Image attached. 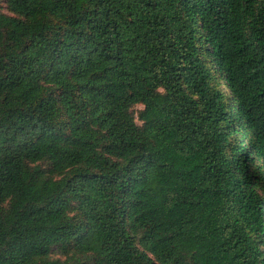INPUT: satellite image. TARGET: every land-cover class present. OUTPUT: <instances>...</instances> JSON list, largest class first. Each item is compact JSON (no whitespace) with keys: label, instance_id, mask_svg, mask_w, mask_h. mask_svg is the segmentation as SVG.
<instances>
[{"label":"trees","instance_id":"1","mask_svg":"<svg viewBox=\"0 0 264 264\" xmlns=\"http://www.w3.org/2000/svg\"><path fill=\"white\" fill-rule=\"evenodd\" d=\"M0 264H264V0H0Z\"/></svg>","mask_w":264,"mask_h":264}]
</instances>
